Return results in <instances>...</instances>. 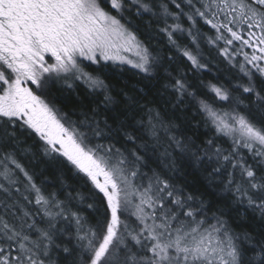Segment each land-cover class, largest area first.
I'll return each mask as SVG.
<instances>
[{
  "label": "snow or ice",
  "instance_id": "obj_1",
  "mask_svg": "<svg viewBox=\"0 0 264 264\" xmlns=\"http://www.w3.org/2000/svg\"><path fill=\"white\" fill-rule=\"evenodd\" d=\"M144 14L163 23L159 32L193 72L207 68L203 41L246 80L229 83L250 103L223 84L202 83L210 103L187 72H168L172 109L194 106L193 119L216 136L198 144L176 135L179 126L158 110L125 91L118 101L85 70V61L97 71L111 61L155 79L158 54L132 30V17ZM176 34L192 47L179 45ZM78 83L122 111L107 117L92 109L74 122L46 98L53 87ZM224 137L228 149L216 143ZM177 155L203 168L231 203L264 219V0H0V264H264V233L236 232L223 208L213 211L175 183ZM37 156L69 166L90 185L91 218L80 207L85 197L63 180V192L37 183L24 162Z\"/></svg>",
  "mask_w": 264,
  "mask_h": 264
},
{
  "label": "trees",
  "instance_id": "obj_2",
  "mask_svg": "<svg viewBox=\"0 0 264 264\" xmlns=\"http://www.w3.org/2000/svg\"><path fill=\"white\" fill-rule=\"evenodd\" d=\"M172 10L176 11L175 8ZM132 20L134 25L132 30L136 32L138 38L158 54L159 63L154 72L155 79H145L143 73L125 64L120 65L118 63L107 62L102 71H97L98 66H89L90 62H84L85 70L104 79L110 86V94L118 101L122 99L120 96L121 91L128 92L130 95L141 99L142 103L158 110L165 122L172 121L178 125L179 127L175 130L176 135L191 137L198 144L210 137L216 136V133L210 130V126L204 124L200 117L193 119L196 111L194 106L189 105L187 108L180 110L172 109L169 103L172 98L171 90L164 88L165 84L171 82L168 72H171L173 76L178 71L187 72L189 80L193 85V91H196L198 96L207 99L210 103L213 100V94L207 89L202 88V83L223 84L232 90L233 94L243 100L245 104L250 103L251 97L249 94L236 91L233 88V83H246V80L239 79V74L229 68L215 47L203 41L200 43L201 62L206 63L207 68L193 72L186 58L169 44L166 35L159 32L158 29L163 27L161 21L149 14H144L141 17L133 16ZM168 22L172 23L171 20ZM181 22L185 27L188 26L186 20L182 19ZM197 27L200 28L201 32L207 33L209 36L213 34L202 21L198 22ZM175 39L181 46L192 47L186 35L176 34ZM169 57L172 59L170 60ZM230 80L233 83H229ZM257 87H260L259 81H257ZM46 98L54 103L60 112L67 114L69 119L74 122L83 120L85 115L91 116L92 109H98L104 116L112 117L119 114L124 107L120 103L105 106L103 95L99 92L92 93L82 83H78L75 90H65L59 86L53 87ZM217 106L224 107L226 105L221 103L217 104ZM113 109L116 110L115 113L112 111ZM139 118L140 116L138 115L137 119ZM121 119H123L122 116ZM109 122L111 123V119ZM129 131H133V129L130 128ZM137 135H142V133H137ZM165 139L164 133L161 132V141L163 142ZM216 143L225 149H228L230 146V141L226 137L216 139ZM148 144L151 148V140H148ZM162 151L163 148L157 145L155 155H159ZM149 155L154 156L151 151ZM176 159L177 168L181 171L180 175L175 177V183L184 187L186 191L194 193L207 201L212 205L213 211L216 208H223L226 212V219L230 221L236 232H247L254 236L258 233H264V219L260 217L258 212H254L243 205L231 203V196L224 193L222 188L217 187L216 183L209 186L206 179L207 173L199 165L195 163L189 164L179 155H177ZM24 162L29 171L34 173L38 178L37 183L41 181L45 182L44 187L47 191L63 192L61 187V180H63L68 190H75L72 192L73 195H76L77 192L83 195L85 201L80 207L84 209L83 214L91 218V210L86 209V205L92 202L89 199V197L93 196L92 189L79 176H76L69 166L60 165L39 156L36 159L28 158ZM149 163L153 168L157 167L152 161H149ZM61 198H63V195Z\"/></svg>",
  "mask_w": 264,
  "mask_h": 264
},
{
  "label": "rangeland",
  "instance_id": "obj_3",
  "mask_svg": "<svg viewBox=\"0 0 264 264\" xmlns=\"http://www.w3.org/2000/svg\"><path fill=\"white\" fill-rule=\"evenodd\" d=\"M209 27V26H208ZM126 55H128L129 57H132V58H134V52L133 53H127ZM85 62H87V61H85ZM109 62H111V61H109ZM125 65H128V64H125ZM128 66H131V65H128ZM138 70V69H137Z\"/></svg>",
  "mask_w": 264,
  "mask_h": 264
}]
</instances>
